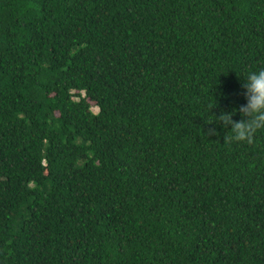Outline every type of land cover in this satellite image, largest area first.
<instances>
[{"label":"trees","instance_id":"16d2710c","mask_svg":"<svg viewBox=\"0 0 264 264\" xmlns=\"http://www.w3.org/2000/svg\"><path fill=\"white\" fill-rule=\"evenodd\" d=\"M259 67L264 0H0V264H264Z\"/></svg>","mask_w":264,"mask_h":264},{"label":"clouds","instance_id":"9594fccd","mask_svg":"<svg viewBox=\"0 0 264 264\" xmlns=\"http://www.w3.org/2000/svg\"><path fill=\"white\" fill-rule=\"evenodd\" d=\"M242 87L246 97V102L239 108L242 119L232 122L230 113H227L223 114L227 116L224 122L232 124L234 139L250 141L254 133L264 130V67L246 72L242 76Z\"/></svg>","mask_w":264,"mask_h":264},{"label":"rangeland","instance_id":"374dc122","mask_svg":"<svg viewBox=\"0 0 264 264\" xmlns=\"http://www.w3.org/2000/svg\"><path fill=\"white\" fill-rule=\"evenodd\" d=\"M92 111H93L94 113H96V112H98V108L95 107V106H92Z\"/></svg>","mask_w":264,"mask_h":264}]
</instances>
